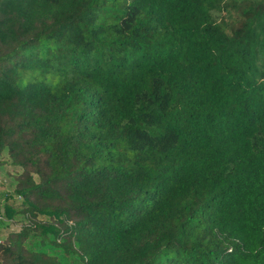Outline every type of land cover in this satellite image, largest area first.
<instances>
[{
  "label": "trees",
  "instance_id": "obj_1",
  "mask_svg": "<svg viewBox=\"0 0 264 264\" xmlns=\"http://www.w3.org/2000/svg\"><path fill=\"white\" fill-rule=\"evenodd\" d=\"M1 173L0 264H264V0H0Z\"/></svg>",
  "mask_w": 264,
  "mask_h": 264
},
{
  "label": "rangeland",
  "instance_id": "obj_2",
  "mask_svg": "<svg viewBox=\"0 0 264 264\" xmlns=\"http://www.w3.org/2000/svg\"><path fill=\"white\" fill-rule=\"evenodd\" d=\"M8 173L10 175H13V173L15 172V169L10 167V166H6ZM10 179L9 177H7L6 173H1L0 174V193H2L3 191L8 190L9 186H10ZM20 201V199H18ZM18 203V202H17ZM17 227L15 225H13L8 231H12V230H16ZM8 231H5L3 234L5 235Z\"/></svg>",
  "mask_w": 264,
  "mask_h": 264
}]
</instances>
